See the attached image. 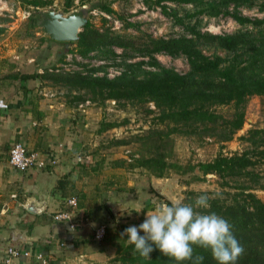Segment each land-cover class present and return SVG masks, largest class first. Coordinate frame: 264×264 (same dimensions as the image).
I'll use <instances>...</instances> for the list:
<instances>
[{"label":"rangeland","instance_id":"1","mask_svg":"<svg viewBox=\"0 0 264 264\" xmlns=\"http://www.w3.org/2000/svg\"><path fill=\"white\" fill-rule=\"evenodd\" d=\"M22 1L0 0V76L9 72L16 76L31 75L35 72L39 74L41 73L39 68L45 67L50 68L48 72L52 73L81 72L82 75L105 76L112 79L118 76L124 65L143 62L144 65L135 70L136 76L141 77L142 71L152 70L146 65L149 59L141 55L143 46L149 38L188 37L187 28L191 26L199 32L212 35L232 34L244 29L226 17L186 18V14L193 10L190 6L164 4L162 10L147 8L140 0H71L69 12L86 8L87 22L91 26L98 30L107 29L133 45L132 49L123 51L113 48L114 57L102 59L96 53H91L87 59L75 56L73 61L72 55L68 52L74 45L53 42L45 37L39 28L29 26V19L32 22L37 21L38 11L52 7L63 12L64 1L49 0L50 6L42 9H33ZM100 5L109 6L113 14L105 15L100 12L97 7ZM239 12L251 20H264V12H259L255 5L239 9ZM176 19H180L182 24ZM200 49L207 56L227 57L221 50L210 46H202ZM153 58L160 66L178 74H184L188 70L186 60L182 56L156 54ZM28 81L29 90L36 98L41 97L42 93H50L52 100L63 99L67 106L77 107L80 102L75 98L83 97L82 104L90 117L87 120V128L92 135L84 152L90 154L91 159L82 174L96 177L114 170L119 172L122 178L119 180L120 185L125 187L129 183L130 187H125L130 188L129 192L122 189H118L117 192L128 193L129 199H133V205L125 207L131 218L125 223L118 218L121 222L116 225L113 223L115 227L108 239L112 246L111 255L99 264H116L110 262L115 256V247L120 244V240H127V236H121V233L129 226L138 227L145 220L146 214L155 211L161 204L182 202L187 192L221 191L217 178L213 175H200L196 166L212 161L219 153L225 156L240 154L249 148L242 139L247 132L264 129V103L257 97H250L245 103L242 128L230 141L220 143L217 137H206L197 133L165 135L167 130L157 122L158 113L152 103L131 104L99 98L93 100L86 92L72 91L63 83L36 79ZM15 88L17 87L14 85L10 89ZM213 111L223 118H229L232 109L230 105H226L216 107ZM150 159L152 160L150 165L135 166L137 162L142 163ZM162 163L165 167L161 177L157 178L155 176ZM253 194L260 201H264V195L259 190H254ZM71 196L76 202L83 199L79 193ZM140 235H143L142 231Z\"/></svg>","mask_w":264,"mask_h":264},{"label":"trees","instance_id":"2","mask_svg":"<svg viewBox=\"0 0 264 264\" xmlns=\"http://www.w3.org/2000/svg\"><path fill=\"white\" fill-rule=\"evenodd\" d=\"M63 1V12H69L72 1ZM140 1L147 8L162 10L164 4L190 6L193 10L186 14V18L226 17L244 29L232 34L212 35L199 32L191 26L187 28L188 37L149 38L141 55L149 59L146 65L152 70L142 71L141 77L136 76L135 70L140 69V66L144 65L143 62L124 65V69L112 79L82 75L81 72L52 73L48 72L50 68L45 67L39 68V74L35 72L31 75H19V78L23 81L36 79L63 83L72 91L86 92L93 100L99 98L131 104L152 103L158 113L157 122L167 130L165 135L197 133L206 137H217L220 143L230 141L242 128L244 106L248 98L257 97L264 103V20H251L239 12V9L254 5L259 12H264V0ZM22 2L33 9L50 6L49 0ZM97 7L105 15L113 14L107 5ZM29 21L30 27H37V21ZM176 21L181 23L180 19ZM71 44L74 47L68 53L72 55L73 61L75 56L87 59L91 53L106 59L115 56L113 48L122 51L133 48L132 43L125 38L107 29L98 30L88 22L78 34L77 41L69 43ZM202 46L221 50L227 57L204 55L200 49ZM156 54L184 57L188 66L187 72L178 74L160 66L153 58ZM75 99L80 103L84 101L80 96ZM226 105H230L232 109L229 118H223L213 111L216 107ZM242 139L248 144L247 150L226 156L219 153L212 161L196 166L200 175L215 176L221 191L187 192L182 202L194 204L198 196L208 195L210 207L197 210L205 214L214 212L233 226V233L244 248V253L236 264H264V201H260L253 194L257 189L264 195V129L249 130ZM151 163L150 159L142 163L137 162L135 166ZM164 167L165 164H160L155 177H161ZM61 185L62 183H58L59 189ZM153 248L149 258H142L138 253H134L133 245L122 239L115 247V256L110 262L177 264L172 258L164 256L155 245ZM194 255L204 257L202 264H217L208 250L194 246ZM180 264L191 262L183 261Z\"/></svg>","mask_w":264,"mask_h":264},{"label":"crops","instance_id":"3","mask_svg":"<svg viewBox=\"0 0 264 264\" xmlns=\"http://www.w3.org/2000/svg\"><path fill=\"white\" fill-rule=\"evenodd\" d=\"M14 75L0 76V264L4 250L11 246L41 249L47 264H99L111 255L108 239L113 223L131 218L125 207L133 205V199L128 193L117 192H129L130 188H125L129 183L120 185L122 178L114 170L96 177L82 174L91 159L84 152L92 135L87 128L89 112L82 103L70 107L63 99L52 100L50 93L36 98L29 90V81L11 77ZM14 85L17 88L10 89ZM15 142L44 160L45 168L25 172L13 169L8 163V149ZM58 183H62L60 189ZM75 193L83 197L80 202L71 196ZM71 198L76 203L72 209L75 225L69 229L55 223L52 216ZM28 204L42 209L28 212ZM99 226H104L105 233L97 241L93 235ZM18 235L24 241H13ZM8 264L37 263L21 257Z\"/></svg>","mask_w":264,"mask_h":264},{"label":"clouds","instance_id":"4","mask_svg":"<svg viewBox=\"0 0 264 264\" xmlns=\"http://www.w3.org/2000/svg\"><path fill=\"white\" fill-rule=\"evenodd\" d=\"M208 195L198 196L194 204L175 201L169 206L161 204L146 214L137 226L124 229L121 236L134 246V253L149 258L155 248L177 264L190 261L202 264L204 257L194 255V246L211 253L217 264H236L244 248L233 233V226L214 212L201 213L197 209L210 207ZM141 231L143 235H140Z\"/></svg>","mask_w":264,"mask_h":264},{"label":"built area","instance_id":"5","mask_svg":"<svg viewBox=\"0 0 264 264\" xmlns=\"http://www.w3.org/2000/svg\"><path fill=\"white\" fill-rule=\"evenodd\" d=\"M8 163L9 165L18 172H25L30 169L43 170L46 166V162L36 156L32 152H28L25 147L19 143H13L8 149ZM65 206L63 210L58 211L53 214L52 220L55 223L65 224L69 229L74 227V222L72 221V209L75 207V200L73 198L67 199L64 202ZM105 228L104 226H99L93 235L94 240L100 241L103 236ZM48 241H44L46 245ZM32 258L37 264H47V260L44 252L41 249L26 250L19 246L7 247L2 255V264H8L11 260L17 258Z\"/></svg>","mask_w":264,"mask_h":264},{"label":"water","instance_id":"6","mask_svg":"<svg viewBox=\"0 0 264 264\" xmlns=\"http://www.w3.org/2000/svg\"><path fill=\"white\" fill-rule=\"evenodd\" d=\"M37 15L36 26L45 37L57 43H74L78 39V34L87 23L88 11L82 7L64 14L61 11L54 10L52 7H48L45 10L38 11ZM41 209L33 207L32 204L25 206V210L31 213H36ZM13 237V241H24L19 235Z\"/></svg>","mask_w":264,"mask_h":264}]
</instances>
